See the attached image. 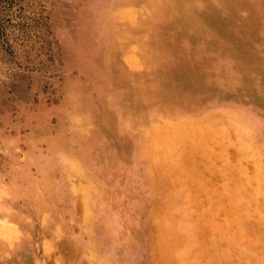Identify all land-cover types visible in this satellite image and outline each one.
<instances>
[{
    "label": "rangeland",
    "instance_id": "374dc122",
    "mask_svg": "<svg viewBox=\"0 0 264 264\" xmlns=\"http://www.w3.org/2000/svg\"><path fill=\"white\" fill-rule=\"evenodd\" d=\"M145 5L0 0V264H264V0L106 35Z\"/></svg>",
    "mask_w": 264,
    "mask_h": 264
},
{
    "label": "crops",
    "instance_id": "0c3cea01",
    "mask_svg": "<svg viewBox=\"0 0 264 264\" xmlns=\"http://www.w3.org/2000/svg\"><path fill=\"white\" fill-rule=\"evenodd\" d=\"M129 2L130 0H122L123 4ZM159 2V0H147V5L144 6L146 10L125 9L118 24L109 23L108 29L105 28L106 35L108 33V37H113V34L116 33L117 37L119 35L130 37L141 33V35L151 37L157 29H183V0L170 2L169 4L165 2L164 5L158 4ZM140 30H143V32ZM123 44L132 46L135 43L129 41L123 42ZM143 45L148 47L147 52L151 49L154 50V47H156V44L152 43L149 38L146 42H143ZM122 53L126 54L127 52L124 50Z\"/></svg>",
    "mask_w": 264,
    "mask_h": 264
},
{
    "label": "bare ground",
    "instance_id": "6f19581e",
    "mask_svg": "<svg viewBox=\"0 0 264 264\" xmlns=\"http://www.w3.org/2000/svg\"><path fill=\"white\" fill-rule=\"evenodd\" d=\"M139 58V57H138ZM138 58L136 59H132V58H122V57H119V58H115L116 59V65L118 66H123L122 62L126 64L127 61H131V62H136L138 60ZM142 59V58H141ZM147 61H150V62H153V63H156V64H152V67L151 69H154L153 73H154V78L156 79V87H160V88H163L164 91L166 90H170V88H183V86L186 85V82H184V76H183V73L182 72H179L177 69V66L178 64H181V65H184V62H182V60L180 59H177V62H172V64H163L164 62L166 61H175L174 58L170 59V58H154V57H148L146 58ZM153 60H157L156 62H154ZM213 60V59H212ZM121 61V62H120ZM199 61V65L197 67L199 68H202L204 67V62L203 61ZM137 63V62H136ZM159 63V65L157 66V64ZM214 62H211V64H213ZM134 64V63H133ZM114 65V64H113ZM137 65V64H135ZM124 67V66H123ZM170 69H173V71H171ZM159 70V71H157ZM204 70V69H203ZM207 70V69H206ZM113 71V70H112ZM205 71V70H204ZM201 72V71H200ZM147 74V72H144ZM199 73V72H198ZM204 74H206L205 72H203ZM127 74V78L129 76H131L132 73H128L126 72ZM145 74V75H146ZM218 75V74H217ZM213 76V75H212ZM130 78V77H129ZM133 79V77H132ZM224 79V78H222ZM153 90V88H152ZM141 94V93H140ZM237 157V156H236ZM254 175V174H253ZM257 179V178H256ZM263 188V187H262ZM249 195V193H248ZM252 195V194H251ZM252 197V196H251ZM247 198V196H246ZM250 198V197H249ZM252 200V199H251ZM213 209V208H212ZM232 221V219H231ZM260 223V222H259ZM261 224V223H260ZM253 263V262H252Z\"/></svg>",
    "mask_w": 264,
    "mask_h": 264
}]
</instances>
